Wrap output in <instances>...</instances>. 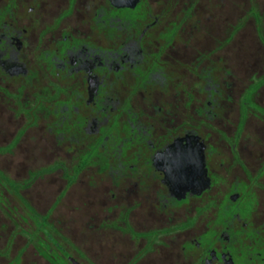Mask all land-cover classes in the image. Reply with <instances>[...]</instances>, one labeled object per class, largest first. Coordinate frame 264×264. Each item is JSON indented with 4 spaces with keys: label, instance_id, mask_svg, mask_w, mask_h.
I'll list each match as a JSON object with an SVG mask.
<instances>
[{
    "label": "flooded vegetation",
    "instance_id": "af4514ba",
    "mask_svg": "<svg viewBox=\"0 0 264 264\" xmlns=\"http://www.w3.org/2000/svg\"><path fill=\"white\" fill-rule=\"evenodd\" d=\"M260 15L0 0V264H264Z\"/></svg>",
    "mask_w": 264,
    "mask_h": 264
},
{
    "label": "rangeland",
    "instance_id": "374dc122",
    "mask_svg": "<svg viewBox=\"0 0 264 264\" xmlns=\"http://www.w3.org/2000/svg\"><path fill=\"white\" fill-rule=\"evenodd\" d=\"M243 2H246V0H242ZM252 1H255V2H264V0H252ZM239 2V1H238ZM245 6L246 5H244L243 4V8H244V10H245ZM258 9V8H257ZM261 10H262V7H260V10L258 9V11H260L261 12ZM259 12V13H260ZM238 17L240 18V13L238 14ZM263 25H262V24ZM256 24L258 25V26H260V25H262V26H264V18H262V15H260V21L259 22H256V21H253V23H250V24H248V28H249V30L248 31H246L245 32V35L248 33V32H250V33H253V34H256V30H255V27H256ZM246 29V27H244V29L243 30H245ZM242 30V31H243ZM239 44H240V41L238 42ZM253 48L254 49H257L259 52H258V54L260 53H262V51H261V48H262V46L259 44V42H257V40L254 42V46H253ZM263 55H264V53H263ZM259 64H264V58L262 59L261 58V60L259 61Z\"/></svg>",
    "mask_w": 264,
    "mask_h": 264
}]
</instances>
